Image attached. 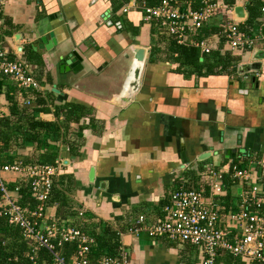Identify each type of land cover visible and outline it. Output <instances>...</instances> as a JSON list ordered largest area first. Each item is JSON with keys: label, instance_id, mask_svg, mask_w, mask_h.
<instances>
[{"label": "crops", "instance_id": "1", "mask_svg": "<svg viewBox=\"0 0 264 264\" xmlns=\"http://www.w3.org/2000/svg\"><path fill=\"white\" fill-rule=\"evenodd\" d=\"M247 2L239 5L245 10ZM118 4L119 0H3L0 50L8 52V59L31 66L39 94L48 98L51 91L54 102L80 103L91 111L94 124L81 130L78 155L71 156L58 145V158L67 161L62 169L72 173L78 186L72 203L84 213L74 222L86 221L88 226L102 221L118 231L129 264H199L195 247L150 238L143 230L129 233L126 220L140 214L150 220L173 189L194 183L186 179V171L194 172L193 168H218L227 160L238 167L249 162L259 169L264 165V36L260 34L264 13L259 10L250 26L245 24L246 10L245 17L237 20L257 37L255 44L260 41L247 50H227L215 32L201 38L191 34L187 40L191 44L186 45L204 39L210 46L206 53L197 47L198 60L206 58L193 70L174 60L175 54L168 51L173 37L156 21L144 20L135 0ZM211 19L205 25L215 24ZM41 36L49 43L47 49L37 47ZM135 46L144 49L137 65L131 50ZM72 50L79 56L77 66L60 70L59 60L67 59ZM215 51L221 62L209 59ZM36 57L40 64L31 61ZM130 80L134 89L119 103L117 97ZM0 82L1 116L7 114L5 88L16 99L30 90L17 87L7 76L0 75ZM47 107L51 109L49 103ZM38 117L53 119L51 112H40ZM87 121L83 117L79 123ZM14 152L32 156L34 149L27 146ZM200 155L207 157L197 160ZM5 176L9 183L20 180L14 174ZM243 187L236 183L231 190ZM229 199L234 204L237 197ZM45 212L55 219L54 206Z\"/></svg>", "mask_w": 264, "mask_h": 264}, {"label": "built area", "instance_id": "2", "mask_svg": "<svg viewBox=\"0 0 264 264\" xmlns=\"http://www.w3.org/2000/svg\"><path fill=\"white\" fill-rule=\"evenodd\" d=\"M246 1L233 0L226 4L223 0H158L153 6L141 4L140 9L144 20L156 21L178 44L190 43L187 40L191 34L212 17L222 16L214 35L224 40L227 50H247L254 46L257 37L240 29V21L232 18L233 8ZM260 1L259 10L264 13V0ZM2 5L3 0H0V11ZM194 46L203 53L210 49L204 39L194 41ZM7 53L0 50V75L12 79L19 88L39 91L40 85L31 74V66L24 60L8 59ZM20 99L24 106L32 104L28 98ZM62 167L60 158L52 164L0 161V217L20 228L33 264H45L43 260L37 263L34 258L39 248L47 252L49 264H91L93 260L89 255L93 237L81 226L71 224L76 218H83V210L77 209L76 214L60 221L51 219L45 212L51 178L59 174ZM258 169L252 162L238 167L231 160L218 168L204 165L194 172V183L187 188L181 185L173 189L167 200L159 205V213L150 220L143 214L127 219L126 231L137 234L143 230L150 238L188 243L195 247L199 264H213L220 252L238 257L244 263L264 262V165ZM7 174L29 180L30 195L36 201L32 211L28 212L18 203L16 187L7 188L12 182L6 178ZM236 183L246 187L234 192L231 185ZM232 196L237 197L234 210L223 203L224 198ZM69 241H74L76 247L65 259L58 246ZM94 264H129L128 253L118 243L115 255L101 254Z\"/></svg>", "mask_w": 264, "mask_h": 264}, {"label": "trees", "instance_id": "3", "mask_svg": "<svg viewBox=\"0 0 264 264\" xmlns=\"http://www.w3.org/2000/svg\"><path fill=\"white\" fill-rule=\"evenodd\" d=\"M127 1L128 0H119L118 5L120 6ZM223 1L226 4H231L233 2V0ZM157 2L158 0H135L136 5L144 4L153 6L156 5ZM259 6L260 3L258 0H249V2L245 4V10L247 12L245 19L246 25L250 26L254 19L258 17ZM239 27L241 28L240 25ZM216 28L217 26L212 23L203 25L196 30V38L205 37L214 33ZM152 33L153 29L150 28V34ZM168 51L175 54V61L193 70L203 65V60L206 58V56H202L203 60L199 61L198 58L200 53L197 47L178 44L172 39L168 40ZM211 54L212 56L209 57V59L214 58L216 62L222 61V57L219 56L216 51ZM234 58L232 57V59ZM31 61L35 64H40L39 57ZM1 84L3 83L0 82V85ZM29 90L30 93H28V95L25 92H21V95L17 93L18 99H16L12 95L14 93L11 94L10 90L5 88L4 96L7 100V114L0 116V161L5 163L20 161L23 164H52L60 155V150L58 149L59 144L63 145L71 156L78 155V147L81 145V140L83 138L80 132L86 126L94 122L90 109L83 104L75 102H54L53 98H49L50 95H52L51 91H49L50 95L47 98L37 91L32 89ZM28 97L30 98L29 100H33H31L32 104L29 106L22 105L20 98ZM47 103L50 104L51 109L47 107ZM40 112H51L53 119L43 120L39 118L38 113ZM83 117L88 118L85 124L79 123V120ZM71 123L76 124L74 129L70 127ZM27 146L33 147L34 154L32 156L17 155L14 152V150H22ZM186 173L189 179H194L193 171H186ZM14 187H16L15 194L18 203L28 212L32 211L36 205V201L30 195L29 180H17V182L7 184L9 190H13ZM77 187L76 180L72 173L66 172L63 169L59 174L51 178V187L47 199L45 200V208L47 206H54V218L57 221L76 214L78 207L77 205H73L71 195ZM184 187H190L189 183L184 184ZM223 203L226 207L229 205L231 209H235L232 201L227 197L224 198ZM28 212L27 214H29ZM28 217L31 220L34 219L31 215H28ZM84 222L86 223V221ZM85 223L74 222L73 220L71 224L81 226L84 231L93 237V244L89 248V255L91 259H93L91 264H94V260L101 254L115 255L119 243L118 231L102 221L90 223L88 226ZM188 246L192 247L190 244H188ZM75 247L76 243L74 241H69L63 242L58 246V249L61 255L65 259H68L74 253ZM33 255L37 263L43 260L45 264H49V257L44 249H37ZM28 256L29 246L22 237L20 228L16 225L8 224L5 217H0V264H33ZM213 264L243 263L238 257L232 256L226 252H220L215 256ZM250 264H264V262L252 261Z\"/></svg>", "mask_w": 264, "mask_h": 264}, {"label": "water", "instance_id": "4", "mask_svg": "<svg viewBox=\"0 0 264 264\" xmlns=\"http://www.w3.org/2000/svg\"><path fill=\"white\" fill-rule=\"evenodd\" d=\"M232 13H233V19L234 20H241L245 17L246 15V12L245 10L243 9L242 6L240 5H237L233 8L232 10ZM260 34L264 36V23L263 25L260 27ZM17 36L18 35H14V39L16 40L17 39ZM49 38L50 40L52 41V43L55 42L54 38H53V33L50 32L49 33ZM48 41L45 39V37L41 36L40 37V43L37 45L38 48H44V49H47L48 48V44L47 43ZM20 50V46L17 47V51ZM131 50L133 51V60L134 62L136 63H141V61L143 60V54H144V49L141 48V47H138V46H135V47H131ZM67 56V59H64V60H59V69H67L69 67H71L72 69H74L75 65L77 66V62H79V56L77 55V53L75 51H70L69 53L66 54ZM258 63H254L253 66H257ZM126 87H124L121 95H119L116 99L118 100L119 103H122L126 100L127 97H129L130 93L133 91L134 89V86H135V83L133 81L130 80V82L128 83V85L126 84L125 85ZM53 91L57 92L58 93V90L57 89H52ZM205 157H207V155H200L197 160H202L204 159ZM61 163L63 165H65L67 163V161L65 159L61 160ZM87 178L89 181H92L93 180V168H89L88 170V173H87Z\"/></svg>", "mask_w": 264, "mask_h": 264}, {"label": "rangeland", "instance_id": "5", "mask_svg": "<svg viewBox=\"0 0 264 264\" xmlns=\"http://www.w3.org/2000/svg\"><path fill=\"white\" fill-rule=\"evenodd\" d=\"M218 17V18H217ZM214 20V23H215V25L221 20V18H222V16H219V15H217V16H214V17H212ZM210 22H212V19H211V21ZM260 44V41L259 42H256V44L255 45H259ZM264 46V45H263ZM194 169V172H196V170H197V168H193ZM235 191L238 189L237 187H234L233 188Z\"/></svg>", "mask_w": 264, "mask_h": 264}]
</instances>
